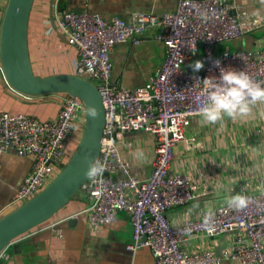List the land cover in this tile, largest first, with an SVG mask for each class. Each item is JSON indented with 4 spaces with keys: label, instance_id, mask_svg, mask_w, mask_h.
Masks as SVG:
<instances>
[{
    "label": "built area",
    "instance_id": "built-area-1",
    "mask_svg": "<svg viewBox=\"0 0 264 264\" xmlns=\"http://www.w3.org/2000/svg\"><path fill=\"white\" fill-rule=\"evenodd\" d=\"M232 11H236L232 0H178L174 11L160 15L137 12L131 22L116 17L107 21L100 13L86 9L64 11L58 21L67 44L79 56L77 75L94 82L104 106L98 159L104 171L88 177L82 188L91 200L84 212L86 222L97 229L114 222L119 212H127L132 230L123 239L124 248L132 252L148 248L153 264H264L263 175L239 187L228 180L200 187L188 174L171 172L175 147L194 142L186 129L206 99L203 79L219 77L214 61L219 60L221 67L242 70L264 84V43L255 49H215L243 37L257 25L256 20L252 24L239 21ZM156 27L160 32L155 38L165 46V59L152 79L136 87L111 82V48L124 41L138 45L142 33ZM195 56L204 62L198 72L187 65ZM57 96L59 107L52 118L0 111V156L12 151L32 161L14 204L33 198L54 179L52 175L60 171L63 159L73 152L68 154V144L77 145L82 134L85 111L81 101L66 93ZM138 131L155 138L152 168L144 179L132 173L130 162L118 147L124 134ZM217 193L222 197L214 198ZM236 195L248 199L243 209L229 206V199ZM199 196L206 200L194 212L185 211L175 218L166 215ZM221 235L227 242L220 252L187 245L200 237Z\"/></svg>",
    "mask_w": 264,
    "mask_h": 264
},
{
    "label": "crops",
    "instance_id": "crops-1",
    "mask_svg": "<svg viewBox=\"0 0 264 264\" xmlns=\"http://www.w3.org/2000/svg\"><path fill=\"white\" fill-rule=\"evenodd\" d=\"M6 0H0V4ZM236 4L235 16L239 21L257 25L243 37L225 46L231 49H255L264 43V0H232ZM178 0H54L53 17L57 31L50 21V0H34L31 10L28 45L33 72L38 76L58 73L77 74L79 56L66 42L58 21L64 11L89 10L100 13L107 21L120 18L131 22L137 12L162 14L174 11ZM59 5V7H58ZM160 28H148L140 36L141 42L116 44L110 50L111 82L136 87L148 83L165 59V46L155 38ZM63 35L64 40L58 35ZM216 50H220L217 46ZM200 60L189 59L187 65ZM190 67V66H189ZM191 68V67H190ZM0 79V111L24 113L40 119L52 118L58 110V96L28 97L4 88ZM264 105L257 104L244 118L225 117L217 124H202L197 116L186 129L193 143L181 142L175 147L171 172L186 173L198 186L228 180L234 187L264 176ZM152 134L138 131L124 134L118 141L121 154L131 164L132 173L140 179L151 171ZM32 166L27 156L7 151L0 156V214L14 204V196ZM118 178V174L112 175ZM225 178V179H224ZM214 198L222 197L217 193ZM205 198L199 196L185 207L166 212L169 218L180 217L183 212H194ZM91 200L83 197L69 202L49 221L29 233L13 240L0 254V264H153L148 248L135 252L124 248L123 239L131 232L132 224L127 212H119L114 222L97 229L88 226L85 210ZM72 219L73 221H70ZM225 235L215 238L200 237L188 243L195 249L210 248L220 252L226 245ZM197 246V247H196ZM222 264H233L224 261Z\"/></svg>",
    "mask_w": 264,
    "mask_h": 264
},
{
    "label": "water",
    "instance_id": "water-1",
    "mask_svg": "<svg viewBox=\"0 0 264 264\" xmlns=\"http://www.w3.org/2000/svg\"><path fill=\"white\" fill-rule=\"evenodd\" d=\"M33 3L34 0H6L0 4L1 84L28 97L60 93L77 97L83 105L85 121L76 148L57 176L33 198L20 205L12 204L0 214V254L13 240L49 221L72 199H80L79 193L89 177L85 175L87 164L84 158L99 159L104 127L102 96L94 82L77 74L38 76L33 72L28 45ZM53 3L54 0H50V21L57 31ZM58 35L64 40L63 35ZM90 106L98 110L96 118L88 115Z\"/></svg>",
    "mask_w": 264,
    "mask_h": 264
},
{
    "label": "clouds",
    "instance_id": "clouds-1",
    "mask_svg": "<svg viewBox=\"0 0 264 264\" xmlns=\"http://www.w3.org/2000/svg\"><path fill=\"white\" fill-rule=\"evenodd\" d=\"M219 68V77H205L203 79L204 94L206 99L196 110V115L202 124H217L222 122L225 117L233 120L247 117L254 106L264 105V84L257 82L242 70L234 67H221L220 61H214ZM194 71L203 68L204 62L195 61L189 65ZM88 115L96 118L99 113L94 106L88 109ZM264 116V112L261 113ZM87 167L85 175L95 178L104 171V165L99 160L84 158ZM230 207L243 209L248 204V199L242 195H236L229 199ZM211 216L205 217V225L208 226Z\"/></svg>",
    "mask_w": 264,
    "mask_h": 264
},
{
    "label": "rangeland",
    "instance_id": "rangeland-1",
    "mask_svg": "<svg viewBox=\"0 0 264 264\" xmlns=\"http://www.w3.org/2000/svg\"><path fill=\"white\" fill-rule=\"evenodd\" d=\"M231 42V41H230ZM229 43V41L228 42H223V43H221V44H218V45H216L215 47H219L220 48V50H222V49H224L225 48V45L226 44H228ZM76 148V144H73V143H69L68 144V146H67V152H68V154H70L72 151H74L73 149H75ZM73 153V152H72ZM68 157H70V156H67L65 159H63V162H62V166L61 167H63L65 164H66V162H67V159H68ZM60 167V168H61ZM60 168H58V170L57 171H59V170H61ZM57 172L56 173H54L53 175H52V177H56L57 176ZM54 177V178H55ZM49 183L51 182V180L50 181H48ZM48 183V184H49ZM47 184V185H48ZM80 194V196H82L83 197V190H81V192L79 193ZM75 200H77V199H72L70 202H74ZM27 200H22V201H19L18 203H19V205L20 204H23L24 202H26Z\"/></svg>",
    "mask_w": 264,
    "mask_h": 264
},
{
    "label": "trees",
    "instance_id": "trees-1",
    "mask_svg": "<svg viewBox=\"0 0 264 264\" xmlns=\"http://www.w3.org/2000/svg\"><path fill=\"white\" fill-rule=\"evenodd\" d=\"M58 7H59V5H58Z\"/></svg>",
    "mask_w": 264,
    "mask_h": 264
}]
</instances>
